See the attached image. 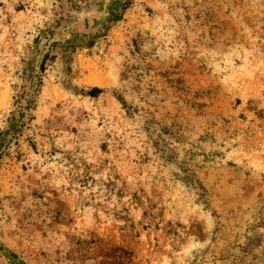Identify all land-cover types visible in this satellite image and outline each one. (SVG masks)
<instances>
[{
  "label": "rangeland",
  "instance_id": "obj_1",
  "mask_svg": "<svg viewBox=\"0 0 264 264\" xmlns=\"http://www.w3.org/2000/svg\"><path fill=\"white\" fill-rule=\"evenodd\" d=\"M0 264H264V0H0Z\"/></svg>",
  "mask_w": 264,
  "mask_h": 264
},
{
  "label": "trees",
  "instance_id": "obj_2",
  "mask_svg": "<svg viewBox=\"0 0 264 264\" xmlns=\"http://www.w3.org/2000/svg\"><path fill=\"white\" fill-rule=\"evenodd\" d=\"M97 92H99V90L94 89V90H92L90 93L93 94V93H97Z\"/></svg>",
  "mask_w": 264,
  "mask_h": 264
}]
</instances>
